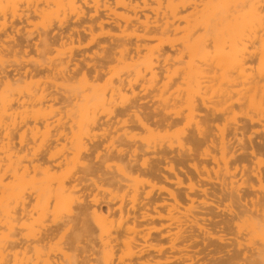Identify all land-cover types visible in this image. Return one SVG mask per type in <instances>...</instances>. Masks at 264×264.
<instances>
[{
  "label": "rangeland",
  "instance_id": "374dc122",
  "mask_svg": "<svg viewBox=\"0 0 264 264\" xmlns=\"http://www.w3.org/2000/svg\"><path fill=\"white\" fill-rule=\"evenodd\" d=\"M117 1L0 0V23L4 14L11 17L14 4L38 6L43 12L32 15L30 24L17 25L19 38L33 33L28 54L18 57L52 65L25 77L23 72L35 66L25 63L21 76L10 71L0 78V264H15L14 253L21 259L26 247L27 256L36 260L35 248L46 246L49 251L63 236L64 244L73 237L72 225L58 229L60 224H53L54 215L69 220L70 208L77 212V205L61 196L84 177L81 163L101 165L104 173H109L107 164H122L117 159L104 164L113 139L117 149L127 151L125 163L134 161L136 148L152 149L138 155L137 164L149 160L153 174L141 178L153 184L141 187L135 209L129 191L123 209L125 215L130 213L128 226L134 217L140 225L134 246L144 255L125 257V263L150 259L215 264L236 257L235 264H264V0H192L186 6L184 0H126L139 7L137 13ZM82 11L85 16L79 17ZM88 26L94 27L92 33ZM77 30L81 43L61 47L58 40L50 53L39 56L46 31L51 39L77 40ZM0 39L14 45L4 33ZM122 51H128L123 58ZM5 54L13 60L14 53ZM71 54L74 61L67 65ZM7 79L15 84L12 92L6 88ZM125 98L137 108L125 110ZM136 115H142L155 133L142 129ZM93 116L100 122L90 127ZM61 132L67 138L60 137ZM94 134L97 138L91 142ZM126 134L136 135V140L129 141ZM80 143L91 151L78 159L75 147ZM171 165L176 172L170 171ZM92 179L84 177L75 195L86 199L90 212L114 210L109 220L116 223L120 200L111 201L109 193L93 187ZM191 184L196 185L194 191ZM23 208L27 213L22 217ZM108 224H91L89 239L101 245ZM37 231L51 238L32 239ZM177 238V250L172 251ZM14 240L19 243L15 248ZM122 249L114 264H120ZM50 257L63 260L58 252Z\"/></svg>",
  "mask_w": 264,
  "mask_h": 264
},
{
  "label": "bare ground",
  "instance_id": "6f19581e",
  "mask_svg": "<svg viewBox=\"0 0 264 264\" xmlns=\"http://www.w3.org/2000/svg\"><path fill=\"white\" fill-rule=\"evenodd\" d=\"M184 6L187 4H192V0H184ZM117 4L123 5L125 8L133 10L135 13H137L139 7L136 5H133L131 2L127 3L126 0H118ZM104 9L110 10L112 12V8L110 5H104ZM98 10H100V6H96V13L98 14ZM238 11L235 10L233 15H235ZM43 14L42 11L39 10L38 6H31L29 4L26 5V7L22 8L19 6V4H14L12 6V15L10 18L7 17V14H4L3 22L0 23V34L4 33L7 35V40L9 42H12L14 45L7 46L6 40L0 39V78L5 77L7 78V75L10 74V71H13L15 75H22L21 67L26 63L32 62L35 64L33 69H26L25 72H23V76H35L39 75L42 70L45 68H52V65L46 64L44 61L40 60H28L26 61L24 57H21L19 59L18 55H21L22 53L24 55L28 54L27 45L29 44L30 36L33 35V33H30L29 36L22 38H19L18 36L21 33V28L17 25H23L24 23L30 24V19L32 15L34 16H40ZM262 13H259L261 15ZM80 16H85V13L82 11L78 14ZM93 18V17H91ZM60 26L64 25V21H60ZM104 22L101 21L99 23V26L101 29L104 27ZM137 24H140L141 26H144L145 30L149 29L148 24H143L137 22ZM49 30L52 27V24L50 23L48 25ZM91 33L93 31V26L87 27ZM86 30V29H83ZM10 31V34L8 33ZM77 40L73 38V36L69 37H62L59 36V39L49 38L48 32H45L44 38L40 40V46L42 49H38L37 52L40 57H44L46 54L50 53L53 46L60 40L61 47H65L68 42L71 44H74L75 41L78 43H81L80 38V31H74ZM15 33V34H14ZM18 37V38H17ZM94 42V39L91 40V43ZM5 52L11 54L14 53V58L11 61L9 58H7V55ZM137 52L139 53V47H137ZM59 54H61L60 51H58ZM124 53H128V51L121 52V58L124 57ZM106 59V58H104ZM108 60V58H107ZM74 61L73 54L70 55L69 61H67V65L71 64ZM105 65L101 66L99 68V71H96L98 75H100ZM152 76L156 77L157 73L152 71ZM84 77H86L84 75ZM22 78H19L16 80L15 84L19 83ZM137 82V81H136ZM7 79L5 82L6 88L9 91H13L14 85ZM122 87L124 86L123 82L121 83ZM117 88V92H122L123 88ZM128 87L132 88L133 83L132 81H128ZM136 96V95H134ZM9 104L13 102L12 99H10ZM26 102L23 101L21 105H25ZM124 107L125 110L130 108H137L136 103H132L129 98H125V101L121 105ZM114 113H111L109 116H113ZM37 121V119H34ZM136 120L139 123V125L142 127V129L146 130L150 134L155 133V129L151 127V125L148 123V121L142 116V115H136ZM100 119L96 116H93L89 119V125L90 127H95L99 124ZM127 123V122H125ZM173 123H168L167 126L172 125ZM109 130H105L103 135H108ZM65 136L67 138V135L64 134V132H61V136ZM129 141L136 140V135H127ZM97 138V134H94L93 138L91 139V142L94 141ZM58 140V139H57ZM117 139H113L110 146H108L107 151V157L105 158V162L112 161L117 159L122 164H107L105 168L109 171V173L102 172L101 165L96 164H86L81 163L80 166L84 169V177L87 175H93L94 179L91 180L93 187H95L98 190H105V192L109 193L111 195V201L120 200V217L119 220L115 223L112 220H109L111 217L114 216L115 212L114 210H109L107 214H105L102 210H94L92 212L89 211V206L86 203V199L82 198L81 196H76L75 193L80 190L81 183L84 182V177L78 178V184L73 186L72 189L68 192L67 195L61 196L65 202L68 201L71 203V205H77V212L74 214L73 210L70 208V211L68 212L69 217H71L69 220L66 219H59V217H56L54 215L53 218V224L59 225L58 229L67 228L69 225H72V229L74 230V235L71 237V239L64 244V236L61 238V242L57 243L54 247L49 246V251H46V246H40L35 248V252L37 255L36 260H32L31 257L27 256L28 252L30 251V247L24 248V251L22 252V258L19 259V253H14V260L15 264H114L116 253L119 250V247L122 245L123 249L121 250V255L118 258V261L120 264H127L124 262L125 257H129L131 259L139 257V259L144 255L143 251H138L134 244L137 242V237L140 234L139 230V224L136 219V217L132 220V226H128L127 223L131 221L130 213L125 215L123 209H124V203L128 196V192L131 191L133 193L132 195V202L133 206L132 209H135V203L138 200V197L141 193V187L144 185H152L153 182L150 179L141 178L142 175H152L153 171L148 169L149 167V160L146 159L144 162L139 165L137 164V157L138 155L142 153H150L152 149L150 147H147L145 151L139 150L136 148L133 151L132 157L134 161H129L127 163L122 162L125 158V155L127 151L122 149H117ZM190 152L195 153L194 148H188ZM91 149L89 146L85 143H80L77 147H75V157L79 159V157L84 153H89ZM101 154L97 156V159H99ZM53 158V156L51 157ZM67 160V159H66ZM62 163L59 164V166ZM195 169L197 170V165H194ZM113 168L116 169V172L112 171ZM150 170V171H147ZM177 167L171 165L170 171L176 172ZM47 172L50 170L47 168ZM99 172L101 174L99 175ZM183 181L178 178V184L182 185ZM104 186H107L106 189H103ZM190 190L194 191L196 189L195 184L190 185ZM205 195H208V192L206 190L203 191ZM151 193H147L146 196L149 198ZM170 195L175 199L176 195L172 192H170ZM178 197V196H177ZM61 199L57 200L59 202ZM93 203L95 205H98L100 203V199L95 197L93 199ZM23 200V206L24 205ZM207 204V202H206ZM26 209L23 208L22 211V217L26 214ZM148 215H144L142 218H147ZM16 221L18 220V217L14 218ZM109 223V224H108ZM91 224H94L98 227H101L102 225H109L108 229V237L107 239L101 241V245L97 244L94 240L89 239L90 235L92 234V227ZM43 228H46L43 226ZM69 231V230H68ZM30 236H28L29 238ZM32 239L38 240L39 242L45 241L47 238H51L48 235H41V231L34 232L31 235ZM84 238H86V241H84ZM179 240L177 238L171 243L170 249L172 251L177 250L176 242ZM63 241V243H62ZM85 242V243H84ZM62 243V244H61ZM80 244H84L80 246ZM19 245L17 240H14L12 243V247L15 248ZM190 247L187 246L186 249H189ZM70 250L72 254L66 252L65 250ZM163 249L161 248L159 252H162ZM58 252L63 256L62 261H54L51 260L50 254ZM190 257V256H189ZM236 257H232L226 260L224 263H215V264H235ZM191 261H193L190 258ZM171 261L166 260L165 262L162 261H153V260H145L142 264H169ZM193 264V263H190ZM250 264V263H248Z\"/></svg>",
  "mask_w": 264,
  "mask_h": 264
}]
</instances>
